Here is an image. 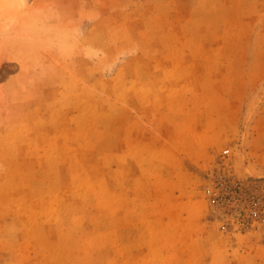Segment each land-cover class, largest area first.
Returning a JSON list of instances; mask_svg holds the SVG:
<instances>
[{
    "label": "rangeland",
    "instance_id": "obj_1",
    "mask_svg": "<svg viewBox=\"0 0 264 264\" xmlns=\"http://www.w3.org/2000/svg\"><path fill=\"white\" fill-rule=\"evenodd\" d=\"M0 264H264V0H0Z\"/></svg>",
    "mask_w": 264,
    "mask_h": 264
},
{
    "label": "built area",
    "instance_id": "obj_2",
    "mask_svg": "<svg viewBox=\"0 0 264 264\" xmlns=\"http://www.w3.org/2000/svg\"><path fill=\"white\" fill-rule=\"evenodd\" d=\"M227 151L228 150L226 149L223 151V153H226ZM206 193L209 196L211 203H215L217 201L218 194L216 193V191L214 189H211L210 187H208ZM254 213L256 214L257 212L254 211Z\"/></svg>",
    "mask_w": 264,
    "mask_h": 264
}]
</instances>
